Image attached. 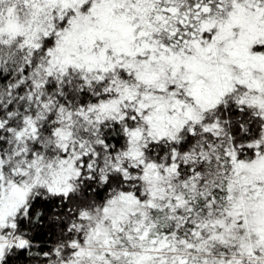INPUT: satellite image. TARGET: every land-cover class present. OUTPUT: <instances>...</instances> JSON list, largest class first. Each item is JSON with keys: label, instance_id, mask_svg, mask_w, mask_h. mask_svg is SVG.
I'll return each mask as SVG.
<instances>
[{"label": "snow or ice", "instance_id": "1", "mask_svg": "<svg viewBox=\"0 0 264 264\" xmlns=\"http://www.w3.org/2000/svg\"><path fill=\"white\" fill-rule=\"evenodd\" d=\"M0 264H264V0H0Z\"/></svg>", "mask_w": 264, "mask_h": 264}]
</instances>
